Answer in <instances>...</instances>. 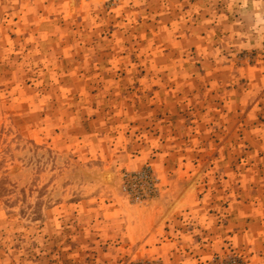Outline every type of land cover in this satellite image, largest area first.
Listing matches in <instances>:
<instances>
[{
	"label": "rangeland",
	"instance_id": "374dc122",
	"mask_svg": "<svg viewBox=\"0 0 264 264\" xmlns=\"http://www.w3.org/2000/svg\"><path fill=\"white\" fill-rule=\"evenodd\" d=\"M0 264H264V0H0Z\"/></svg>",
	"mask_w": 264,
	"mask_h": 264
}]
</instances>
